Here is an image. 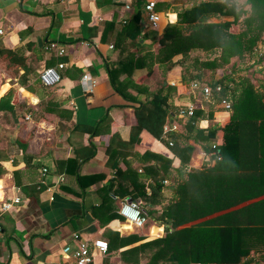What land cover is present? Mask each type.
<instances>
[{
    "label": "crops",
    "instance_id": "obj_1",
    "mask_svg": "<svg viewBox=\"0 0 264 264\" xmlns=\"http://www.w3.org/2000/svg\"><path fill=\"white\" fill-rule=\"evenodd\" d=\"M57 1L0 0V42L6 48H17L15 62L24 61L30 67L27 85L19 86L0 60V95L11 89L14 104L10 112L0 111V150L7 156L1 161L6 172L0 177V264H73L71 259L67 263L62 260L63 245L80 239L106 240L109 231H116L119 236L161 235L164 224L136 227L119 218L118 208L124 199L144 208L150 206L138 195L142 187L148 192L153 184L146 166L155 159L145 151L172 158L159 204L152 207L159 210L160 204L170 202L174 197L173 187L179 180L175 171L178 158L172 155L167 143L144 129L138 142L129 139V127L135 123L131 104L113 91L102 70L104 58L113 55L112 40L84 39L86 27L95 25L100 30L104 22L116 23L128 12L119 9L99 13L93 0ZM250 2L256 6L253 10L262 15L253 23L254 29L262 31L249 54L250 73L245 77L254 91L264 93V0ZM250 2L244 8L249 10ZM156 4L165 24L167 18H175L172 6L188 5V0H157ZM167 5H171L166 12L168 17L164 14ZM162 27L159 25L157 31ZM52 28L56 30V38L50 40L47 33ZM44 42L63 49L65 59L61 67L55 47L44 50ZM44 69L51 70L46 79L49 81L40 78ZM83 73H88L94 81L91 92L82 89ZM179 79V67L161 72L154 64L146 80L154 89L160 88L159 82L174 88L173 93H168V102L175 110L179 104L191 102L194 111H199V126L208 128V132L228 121L230 110H225L212 96L199 97L197 90L182 85ZM223 112L226 116L219 122L217 113ZM105 113L110 115L112 123L98 134L72 133L69 129L72 124L93 125ZM184 122L178 120L176 133L182 131ZM115 130L119 138L111 136ZM248 135L257 154L258 132L250 126ZM219 139L215 142L219 143ZM88 143L94 146L91 158L80 162L75 169L64 161L72 156L76 145ZM202 152L197 149L186 167H198L204 156ZM57 159L63 160L59 163L61 171ZM41 168L46 171L42 173ZM60 175L63 179L58 181ZM24 185L44 188L32 193ZM14 197L19 201L2 211V203ZM104 255L94 254L92 264H103ZM109 255L107 264H122L116 252Z\"/></svg>",
    "mask_w": 264,
    "mask_h": 264
},
{
    "label": "trees",
    "instance_id": "obj_2",
    "mask_svg": "<svg viewBox=\"0 0 264 264\" xmlns=\"http://www.w3.org/2000/svg\"><path fill=\"white\" fill-rule=\"evenodd\" d=\"M144 1L132 0L124 22H104L100 30L95 25L86 27L84 39L112 40L113 55L104 58L102 70L113 91L131 104L135 123L129 127V139L138 142L142 129L165 144L169 138L172 144L166 145L178 158L175 171L179 180L173 187L171 201L160 204L159 210L152 207L159 204L172 158L144 152L155 159L146 166L153 184L148 192L143 187L139 191L141 201L150 205L139 208L146 217L144 225L162 223L163 233L142 237L119 236L118 232L109 231L103 264H107L109 252H116L122 264H264V93L254 91L246 77H234L240 61L249 56L260 38L262 30L254 29L253 23L262 15L254 11L256 6L250 0L198 1L172 6L175 20L167 18L157 31L144 29ZM248 2L249 10L244 8ZM93 3L99 13L121 9L119 2L110 0ZM170 6L164 11L166 17ZM235 24L238 28L232 29ZM17 50L0 42V60L19 86H26L30 67L24 61L15 62ZM64 59L62 55L57 57L58 62ZM154 64L164 72L177 66L182 85L189 87L195 81L208 86L210 96L218 102L226 99L230 105L228 121L220 129L208 132V128L199 126V111L195 110L183 123L181 132L164 133L163 124L175 113L168 102V93H173L174 88L159 82L160 88L154 89L146 80ZM216 85L220 86L219 91H215ZM197 91L199 97L205 98L201 90ZM13 106L12 90L8 89L0 95V111L10 112ZM111 123L112 118L105 113L93 125L72 124L69 129L72 133L98 134ZM250 126L259 135L255 141L257 154L253 151L254 141H249ZM111 136L119 138L116 130ZM217 138L219 143L215 142ZM212 143L217 151L211 149ZM197 149L205 153L199 166L186 167ZM1 153L0 150V177L6 172L1 161L7 159ZM216 153L218 160L214 159ZM93 154L91 143L79 144L64 161L75 169ZM61 161H55L58 171ZM23 188L37 193L44 186Z\"/></svg>",
    "mask_w": 264,
    "mask_h": 264
},
{
    "label": "built area",
    "instance_id": "obj_3",
    "mask_svg": "<svg viewBox=\"0 0 264 264\" xmlns=\"http://www.w3.org/2000/svg\"><path fill=\"white\" fill-rule=\"evenodd\" d=\"M121 4V9L129 13L131 10V2L132 0H118ZM157 0H145L142 5V21L145 23L149 28L157 29L163 19L162 14L160 11L157 10L156 4ZM124 18H121L120 21L124 22ZM1 32V30H0ZM55 47V55L60 56L63 54V49L61 47L56 46L52 42L48 44H44V50H50L51 48ZM111 47V46H110ZM63 64L58 62V67H61ZM51 73L50 69L42 70L40 74V78L46 80L49 74ZM46 81H49L46 80ZM80 82L82 85V89L85 92H91L92 87L94 85L93 79L89 76L88 73H83L80 78ZM189 88L191 90H201L204 97L207 98L210 96V89L206 85H199L197 82L193 81L189 84ZM220 86H215V91H219ZM220 104L225 110H229L230 105L226 99H221ZM194 105L191 102H185L179 104L175 113L172 115L173 117L167 119L166 122L162 126V130L164 133L169 132H178L179 131V123L177 119L181 121L188 120L190 117L193 116L194 113ZM166 143L171 145L172 142L169 138L166 139ZM211 149L216 148V144L212 143L210 145ZM202 155H205L202 152ZM219 154L214 155V159H219ZM46 168H41V172L44 173ZM63 177L60 175L58 181H61ZM49 189V188H47ZM51 199V197H50ZM19 200L17 197H14L8 202H4L1 205V210H7L12 203H17ZM118 214L122 217L125 223H129L135 225L136 227H142L145 224L146 217L141 213L138 204L132 202L131 200L124 199L118 208ZM159 236V235H157ZM107 250V243L104 239L101 238H94L91 240L80 239L77 240L75 243L72 244H65L61 247V258L64 262L67 263V260L71 259L73 264H92L94 254L104 255Z\"/></svg>",
    "mask_w": 264,
    "mask_h": 264
},
{
    "label": "rangeland",
    "instance_id": "obj_4",
    "mask_svg": "<svg viewBox=\"0 0 264 264\" xmlns=\"http://www.w3.org/2000/svg\"><path fill=\"white\" fill-rule=\"evenodd\" d=\"M196 1H197V0H188V5L191 4V3H194V2H196ZM163 20H164V18H163ZM171 20H175V18H174V19H171ZM165 21H167V20H165ZM162 24L164 25L163 21L160 23V27L163 26ZM234 26H235V27H234ZM234 26H232V29H236V26H237V25L235 24ZM233 27H234V28H233ZM160 29H161V28H160ZM55 31H56V30H55L54 28H52V29L50 30V32L47 33V36L49 37L50 40L56 38ZM249 57H250V55H249V56H246L245 60L240 61V64H241V65H238V66H237L236 72L234 73V77H236V80H237L239 77H240V78L245 77V75H247V74L250 73V70H248V68H249V64H248ZM159 69H161V68L159 67ZM161 72H162V69H161ZM225 116H226V113H225V112H223L222 115H220L219 113H217V117H218V119H219V122H220L221 120H223ZM221 125H222V123H220V125L216 126V128H217V129H220ZM144 227H146V226H144ZM154 230H155V229H154ZM158 234H161V233L159 232ZM150 237H151V236H150Z\"/></svg>",
    "mask_w": 264,
    "mask_h": 264
}]
</instances>
